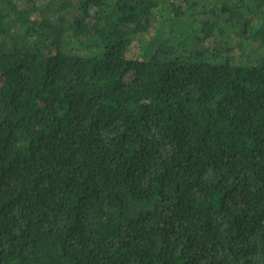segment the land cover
Listing matches in <instances>:
<instances>
[{"label":"trees","instance_id":"trees-1","mask_svg":"<svg viewBox=\"0 0 264 264\" xmlns=\"http://www.w3.org/2000/svg\"><path fill=\"white\" fill-rule=\"evenodd\" d=\"M0 264H264V0H0Z\"/></svg>","mask_w":264,"mask_h":264}]
</instances>
